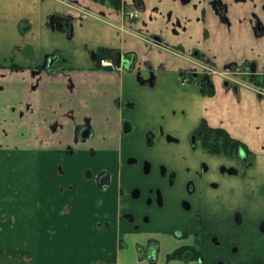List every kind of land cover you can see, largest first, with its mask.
Listing matches in <instances>:
<instances>
[{
	"label": "crops",
	"instance_id": "1",
	"mask_svg": "<svg viewBox=\"0 0 264 264\" xmlns=\"http://www.w3.org/2000/svg\"><path fill=\"white\" fill-rule=\"evenodd\" d=\"M141 1L122 0L121 9H115L93 0H0V264L264 261V99L247 88L234 93L219 82L212 96L181 86L178 74L188 61L157 44L181 43L186 53L197 47L219 67L252 59L263 67L264 38L238 20L231 29L218 24L206 33L200 19L198 27L174 30L177 17L190 24L199 12H179L178 0ZM132 5L139 16L129 21L124 10ZM99 48L133 55V65L99 66ZM47 57H56L50 67ZM150 73L151 85L146 80ZM123 102L128 107L121 108ZM202 117L247 145L256 180L227 191L225 206L205 213V240L215 235L225 242L223 248L204 244L201 261L168 258L166 252L151 261L137 252L143 239L130 234L120 217L125 208L116 192L96 190L83 177L88 146L78 150L75 127L90 122L95 140L89 147L110 169L109 160L119 158L123 119L138 133L139 140L126 138L128 149L129 141L144 144L145 132L158 127L184 139ZM69 146L75 153H68ZM101 217L109 220L107 227L95 224ZM171 242L175 248L182 241ZM207 246L220 256L209 261Z\"/></svg>",
	"mask_w": 264,
	"mask_h": 264
},
{
	"label": "flooded vegetation",
	"instance_id": "2",
	"mask_svg": "<svg viewBox=\"0 0 264 264\" xmlns=\"http://www.w3.org/2000/svg\"><path fill=\"white\" fill-rule=\"evenodd\" d=\"M178 1L179 12L191 15L192 11H198L199 15L195 17V21L189 19L190 24L185 25L177 17L173 22L176 25L174 30L176 27H181L184 31L191 29L193 28L191 24L196 26L195 23L200 19L206 33L213 27H218V24L231 29L238 20L241 26L247 24L255 36L264 38V0ZM133 7L138 9L136 5L130 8ZM82 12L85 16H90L89 12L85 10ZM170 14L168 12V19ZM153 39L162 42L158 36H154ZM157 44L177 56L185 57L188 61L187 68L178 74L181 86H194L201 95L212 96L216 92V83L219 82L223 88L234 93H237L239 88H247L260 100L264 99V66L261 67L257 60H245L242 64L231 63L219 67L197 47L186 53L181 43L179 47L161 45L158 42ZM118 53L115 50L113 58H102L110 64L103 65L100 59L99 66L114 70L120 68L115 64ZM125 57L130 64L133 59L135 60L133 55ZM195 63L207 67L199 69ZM146 80L151 85L154 75L150 73ZM128 104L123 102L121 108L128 107ZM209 128L224 130L226 136L238 143L229 146L224 134H220L217 139L216 133L208 132ZM94 133L92 125L87 120L78 124L73 133L78 150H82L85 145L88 146L85 151L88 162L82 170V175L93 183L96 190L112 189L116 192L120 207L125 208L120 217L128 223L130 234L143 239L142 243L136 244L137 252L151 261L155 254L166 252L168 257L170 253L182 247L193 248L187 249L185 254L197 250L199 255L193 259L201 261L202 246L206 241L205 213L213 207L225 206L227 191L237 192L256 180L255 175L254 177L252 175L255 168L252 152L247 145L231 136L225 128L209 125L207 119L203 117L184 139L165 133L158 127L154 131L145 132L144 144L137 141L138 133L131 122L123 119L119 128V158L109 160L110 169L104 167L105 162L103 163L99 157L95 158L97 150L89 147L90 141L95 140ZM131 136L137 140L129 141L130 147L126 149L124 147L128 143L126 138ZM217 141L220 147L212 148L211 144ZM68 153H75V147L69 146ZM232 218L238 219L237 210L232 212ZM95 224L107 227L109 220L101 217ZM261 224L264 231V221ZM120 234L124 235L123 231H120ZM210 238L216 251L225 246V242L215 235ZM174 239L182 242L171 248V241ZM166 244L169 247L162 248ZM236 249V245L231 246V250ZM242 250L248 252L245 247H242ZM257 264H264V261Z\"/></svg>",
	"mask_w": 264,
	"mask_h": 264
},
{
	"label": "trees",
	"instance_id": "3",
	"mask_svg": "<svg viewBox=\"0 0 264 264\" xmlns=\"http://www.w3.org/2000/svg\"><path fill=\"white\" fill-rule=\"evenodd\" d=\"M97 1L99 3L102 4H106L108 6H111L115 9H121V0H94ZM115 55V50L114 49H109V48H99L97 50V63L99 65V61L102 58H113ZM208 132H212V133H216L217 134V139L219 138L220 134H224L225 138H227V141L229 143V146L231 144L235 145L236 143H238V141L230 138L228 135L226 136V132L222 129L219 128H209ZM212 148L215 147H220V143L217 141L215 144H211ZM187 249H193V248H188V247H182V248H178L175 251H173L172 253H170L168 255L169 258H176V259H193V258H197L199 253L197 250H195L194 252H189V254H185V251Z\"/></svg>",
	"mask_w": 264,
	"mask_h": 264
},
{
	"label": "water",
	"instance_id": "4",
	"mask_svg": "<svg viewBox=\"0 0 264 264\" xmlns=\"http://www.w3.org/2000/svg\"><path fill=\"white\" fill-rule=\"evenodd\" d=\"M56 59V57H47L45 60L47 62V67H50L53 63V61ZM134 59L130 63H127L125 55H122L121 53H118L115 58V64L116 67H120L121 65H124L126 68H130L133 65Z\"/></svg>",
	"mask_w": 264,
	"mask_h": 264
},
{
	"label": "built area",
	"instance_id": "5",
	"mask_svg": "<svg viewBox=\"0 0 264 264\" xmlns=\"http://www.w3.org/2000/svg\"><path fill=\"white\" fill-rule=\"evenodd\" d=\"M124 16L129 20V21H131V20H133V19H135V18H137L138 16H139V11H138V9H136V8H129L128 10H124ZM101 63L103 64V65H107V64H110L109 63V61H107V60H104V59H102L101 60ZM196 64V63H195ZM197 65V68H199V69H205L206 67H205V65H202V64H196ZM193 68V67H192ZM198 69V70H199Z\"/></svg>",
	"mask_w": 264,
	"mask_h": 264
},
{
	"label": "rangeland",
	"instance_id": "6",
	"mask_svg": "<svg viewBox=\"0 0 264 264\" xmlns=\"http://www.w3.org/2000/svg\"><path fill=\"white\" fill-rule=\"evenodd\" d=\"M122 236V235H121ZM209 242H211V240H209L208 239V241H205V244H209ZM169 245H170V243H169ZM169 245L168 244H166V245H164L162 248H164V249H166L167 247H169ZM235 246V245H234ZM171 247V246H170ZM208 247V246H207ZM209 249H211V250H209ZM214 249H212V248H210V247H208L206 250H205V252L207 253L208 252V258H209V261H213V260H215V258H217V256H220V255H218V254H216L214 251H213Z\"/></svg>",
	"mask_w": 264,
	"mask_h": 264
}]
</instances>
